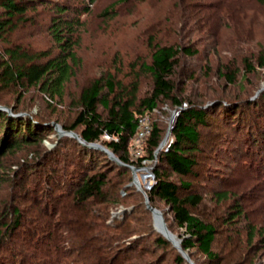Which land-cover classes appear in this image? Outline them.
Listing matches in <instances>:
<instances>
[{
    "label": "trees",
    "instance_id": "trees-1",
    "mask_svg": "<svg viewBox=\"0 0 264 264\" xmlns=\"http://www.w3.org/2000/svg\"><path fill=\"white\" fill-rule=\"evenodd\" d=\"M90 1L94 3L96 0ZM256 1L264 3V0ZM38 2L40 0H0V43L17 28L19 22L26 19L28 9L35 10ZM54 6L58 13L51 18L49 29L58 47L57 53H31L21 45H4L0 52V84L25 89L39 87L52 99L63 96L64 85L73 76V63L78 59V32L84 26L80 22V16L90 12L91 8L84 2L74 5L67 1L56 2ZM104 14H111V10L107 9ZM149 40V58H140L131 64L134 76L129 84L107 71L81 90L79 110L74 122L70 125L60 123L66 131H75L81 139L69 135L59 136L56 126L41 113H35L26 107L18 108L0 97V106L11 110L0 109V170L6 168L1 156L4 157L7 150L14 151L23 144L38 143V152L34 158L24 159L15 168H6L7 172H0V191H5V195L0 192V264H118L121 260L123 264L125 259L128 260L125 264H140L132 257H137L141 244L147 247L150 242L160 247H170L174 252L175 264H189L175 244L158 229H154L151 216L153 212L146 207L142 192L133 185L122 188L134 179L129 165L139 168L145 160H155L157 156L155 153L163 141V129L157 122L147 136L146 154L143 157L131 160L128 145L140 128L139 116L153 112L161 101L171 102L179 109V113L172 129L173 141L158 153V164L153 170L155 179L151 183L152 188L147 190L150 204L162 210L169 224L166 209L157 205L156 199L167 204L172 220L179 228L184 229V234L180 235L183 237L182 248L189 252L196 264L200 263L194 257L193 248L209 260L218 258L213 251L218 233L216 226L200 219L191 208L203 204L205 194L202 187L223 176L219 175L221 169L216 168L217 170L201 177L195 170L200 158L198 154L209 148L212 164L223 162L231 165V157L245 151L244 154L254 157L251 165L257 163L255 168L259 171L258 174L264 175V91L256 96L260 88L251 96L235 103L220 98L211 100L208 104L188 100L185 107V100L177 94L175 71L181 54L197 55L198 52L186 45L159 40L155 34ZM249 61L246 58L244 64L249 71H254L253 63ZM255 63L264 68V51ZM223 73L233 83L239 71H231L226 67ZM244 76L247 79V74ZM143 78H150L152 85L148 94L140 97L139 86ZM216 123L221 124L224 129L219 135L220 139L217 136V149L211 147L204 134L205 129ZM50 134L55 135L56 141L52 150L41 144V140ZM105 134H109L112 140H102ZM209 136L215 138L214 134ZM100 141L123 163H118L106 151L91 146ZM234 159L237 161V158ZM101 165H105V169L97 170ZM112 171L116 172L114 176L110 174ZM173 173L183 178H207L208 182L201 183L197 188L190 181L173 179ZM226 175L225 179H229V174ZM126 189L131 190L127 193L132 192L140 198L142 211L150 216L151 223L144 227L151 233L153 241L148 237L129 242L125 237L130 225L127 218H137L135 212L138 214V210L127 211L124 222L116 219L113 224L107 222L113 202L118 201L120 193ZM213 191H217L215 194L221 199L227 194L223 189ZM30 198L34 200V204L42 203L41 206L48 215L46 221L42 220L41 214L31 216L24 212L30 208L26 204L20 206L21 200ZM63 199L88 211L85 223L89 239H74L71 232L65 234L63 230L64 233L58 235V245L49 248L43 243V248L38 247L39 242L51 241L55 228L60 225L58 222L54 225L53 220L63 214L65 205L63 208L60 205ZM236 208L238 209L226 215L230 222L243 213L241 205ZM168 227L174 234L175 229L170 224ZM92 242H101L98 246L106 247L107 251L103 249L106 253L102 254V249L95 256L85 253ZM30 243L38 247L36 251L25 249ZM39 251H43L41 256L38 255ZM142 264H159V261Z\"/></svg>",
    "mask_w": 264,
    "mask_h": 264
},
{
    "label": "rangeland",
    "instance_id": "rangeland-1",
    "mask_svg": "<svg viewBox=\"0 0 264 264\" xmlns=\"http://www.w3.org/2000/svg\"><path fill=\"white\" fill-rule=\"evenodd\" d=\"M61 1L71 2L74 5L84 2L91 8L90 12L80 16V22L84 26L78 32L79 44L76 47L78 59L73 63V76L64 85L63 96L52 99L39 87L25 89L0 84V97L3 100L15 104L18 108L26 107L35 113H41L54 126H56L55 123L70 125L74 122L79 110L78 100L81 90L91 80L101 77L103 73L112 72L118 80L129 84L134 76L131 73V64L140 58H149L151 49L149 39L154 34L159 40L186 45L191 47L192 51L198 52L197 55L181 54L179 66L175 71L177 94L185 100V107L188 105V100L198 104H208L209 101L220 98L235 103L239 99L244 100L251 96L256 90L264 88V68L255 63L257 57L264 51V3L256 0H96L94 3L90 0H40L35 10L28 9L26 19L19 22L16 25L17 28L7 34L6 40L0 43V52L4 45L10 44L11 46L21 45L31 53L36 51L57 53L58 47L51 37L49 25L51 18L58 13L54 4ZM107 9L111 10V14H104ZM246 58L253 63L254 71L246 68L244 64ZM226 67H229L231 71H239L233 83L224 76ZM244 74H247V79ZM151 85L150 78L141 80L140 97L148 94ZM159 105L153 112L139 116L141 127L128 145V155L131 160L136 161L146 154L145 147L149 135L145 134L147 130L152 131L155 122L163 129L162 143L165 142V144L163 146L161 143V148L157 149L155 160H145L139 168L129 165L139 169L138 180L146 192L148 182L153 183L155 179L153 170L158 164V153L173 141L172 129L179 113V109L171 102L161 101ZM220 125L216 123L204 130L206 140L212 148L217 149L218 137L220 139V133L224 132ZM210 134L212 136L214 134L215 138L212 139ZM102 140L108 139L104 135ZM41 141V144L50 150L56 146L53 134ZM98 143L103 145V141ZM37 144V142L23 144L14 151L7 150V154L4 157L1 156L6 168H15L24 159L34 158L38 152ZM210 151L208 148L198 154L200 158L195 170L201 174V177H205L208 172L220 168L219 175L223 177L202 187L205 194L203 204L191 210L200 219L216 226L218 233L213 251L218 258L209 260L196 248L192 249L194 257L200 264H264V175L258 174L259 171L255 168L257 163L254 162V165H251L254 157L244 154L245 151H242L240 155H234L237 161L231 157V165H225L223 162L212 164L211 153H208ZM224 160L226 161L225 158ZM6 168L0 172H7ZM104 169L105 165H101L97 170ZM130 169L132 170L131 167ZM226 173L229 174V179H225ZM110 174L114 176L116 172L112 171ZM145 175L148 177L144 178ZM201 177L183 178L172 174L173 179L190 181L197 188L201 183L208 182L207 178ZM133 182L134 179L122 188L131 185L137 188ZM210 188H213L212 191H209ZM137 189L142 192L144 203L148 207L144 191ZM222 189L227 194L221 199L216 196L217 191L213 190L221 191ZM127 191L131 190H123L118 201L113 202L114 206L111 207V216L107 222L113 224L115 219L124 222L127 211L138 210V214L135 212L138 215L137 218H127L130 225L125 237L129 242L150 238L151 233L144 227L151 223L150 216L146 215L144 210L142 211L140 198ZM4 192L1 193L5 195ZM32 201L34 200L31 198L22 199L20 206L29 205L30 210L24 211L25 213L31 216L41 214L42 220L46 221L48 215L43 210L42 203L34 204ZM100 203L103 202L100 201ZM156 204L166 209L169 224L173 230L175 229L174 234L181 237L184 229L179 228L172 220L167 204L157 199ZM60 205L62 208L65 205L63 214L53 220L54 225L58 223L60 225L58 224L55 228L56 232L52 235L51 241L39 242L38 247H42L43 243L49 248L55 244L58 245L60 242L58 235L63 234V230L65 234L71 232L74 239L82 241L89 239V231L85 223L88 211L86 212V209L81 206H73L66 199H63ZM239 205L243 207L242 215L230 222L226 215L238 209L236 207ZM151 216L156 230L154 217L152 214ZM66 227L69 229H65ZM100 244L101 242H92L85 253L95 256L101 249L107 251L106 247L98 246ZM38 247L30 243L25 249L34 252ZM114 250L113 247L112 251ZM139 250L137 257L132 259L140 264L155 263V261H159V264H175L174 252L170 247H160L150 242L147 243V247L141 244ZM106 251L103 250L101 253L105 254ZM39 252L38 255L41 256L43 251ZM116 262L118 263L119 260ZM125 262L127 263L128 260L125 259Z\"/></svg>",
    "mask_w": 264,
    "mask_h": 264
},
{
    "label": "water",
    "instance_id": "water-1",
    "mask_svg": "<svg viewBox=\"0 0 264 264\" xmlns=\"http://www.w3.org/2000/svg\"><path fill=\"white\" fill-rule=\"evenodd\" d=\"M264 90V88L260 89L258 91V93L256 94V96L262 92ZM0 109H7V110H10V108H7V107H2L0 106ZM11 111V110H10ZM56 125V128L58 130V133L62 136V135H69V136H74L78 139H81L80 135H78L76 132L72 131V132H68L66 130L63 129L62 125L60 124H57L55 123ZM82 142L85 143V141L82 140ZM165 142L162 143V145L164 146ZM91 146H94L96 148H99L103 151H106L109 156H111L114 160H116L118 163L122 164L123 162L120 160V158L118 156H116L114 154V152L107 146V145H102L100 143H92ZM161 146L158 148L160 149ZM132 168V171H134V182L133 184H135L137 186V188H140L144 191L145 195H146V203L148 204V208L153 212V217H154V220H155V226H156V229H158L164 236H166L173 244H175V246L179 249L180 252H182L184 254V256L186 257V259L188 260L189 264H196L194 262V260L191 258L189 252L183 250L182 248V241H183V238L182 237H179L178 235L176 234H173L170 229L168 228V225L166 223V220L164 219V216H163V212L159 209V208H155L152 204H150V199H149V195L148 193L146 192V190H144L142 187H141V183H140V180H138V175H137V171L139 170L138 168H135L133 166H130ZM148 177V175H145L144 178ZM148 186L147 189H151L152 185L150 183V181L148 182ZM174 238H177L176 240Z\"/></svg>",
    "mask_w": 264,
    "mask_h": 264
},
{
    "label": "built area",
    "instance_id": "built-area-1",
    "mask_svg": "<svg viewBox=\"0 0 264 264\" xmlns=\"http://www.w3.org/2000/svg\"><path fill=\"white\" fill-rule=\"evenodd\" d=\"M140 127H141V125H140ZM139 129H140V128H139ZM150 131H151V130H150ZM150 131L147 130V133H145V134H149ZM105 138L108 139V140H112V139H111V136H110L109 134H105ZM151 175H152V174H151ZM153 176H154V175H153Z\"/></svg>",
    "mask_w": 264,
    "mask_h": 264
},
{
    "label": "bare ground",
    "instance_id": "bare-ground-1",
    "mask_svg": "<svg viewBox=\"0 0 264 264\" xmlns=\"http://www.w3.org/2000/svg\"><path fill=\"white\" fill-rule=\"evenodd\" d=\"M175 240L177 239V238H174Z\"/></svg>",
    "mask_w": 264,
    "mask_h": 264
}]
</instances>
